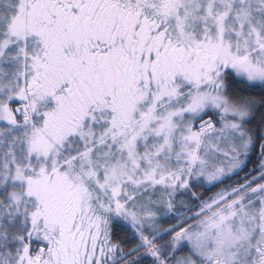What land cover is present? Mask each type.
Wrapping results in <instances>:
<instances>
[{"label":"snow or ice","instance_id":"1","mask_svg":"<svg viewBox=\"0 0 264 264\" xmlns=\"http://www.w3.org/2000/svg\"><path fill=\"white\" fill-rule=\"evenodd\" d=\"M0 264H264V0H0Z\"/></svg>","mask_w":264,"mask_h":264}]
</instances>
